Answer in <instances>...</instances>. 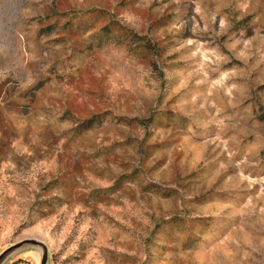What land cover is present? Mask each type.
<instances>
[{"label": "rangeland", "instance_id": "374dc122", "mask_svg": "<svg viewBox=\"0 0 264 264\" xmlns=\"http://www.w3.org/2000/svg\"><path fill=\"white\" fill-rule=\"evenodd\" d=\"M32 239L264 264V0H0V255Z\"/></svg>", "mask_w": 264, "mask_h": 264}, {"label": "water", "instance_id": "95a60500", "mask_svg": "<svg viewBox=\"0 0 264 264\" xmlns=\"http://www.w3.org/2000/svg\"><path fill=\"white\" fill-rule=\"evenodd\" d=\"M22 243L24 244H30V245H40L42 248H44V253H43V257H42V262L41 264H47V261H48V250L47 248L45 247V245L37 240H26V241H23L21 243H19L18 245L16 246H12L10 248H8L7 250H5L4 252L1 253L0 255V264H2V262H4V259L7 257V255L11 252V251H14L16 250V247H19L20 245H22Z\"/></svg>", "mask_w": 264, "mask_h": 264}]
</instances>
